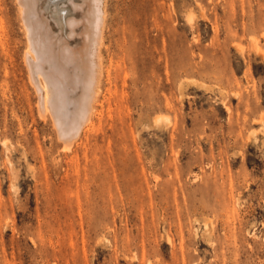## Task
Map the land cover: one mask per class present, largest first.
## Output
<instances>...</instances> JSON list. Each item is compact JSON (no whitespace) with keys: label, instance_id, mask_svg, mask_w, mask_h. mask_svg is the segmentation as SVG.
Listing matches in <instances>:
<instances>
[{"label":"rangeland","instance_id":"rangeland-1","mask_svg":"<svg viewBox=\"0 0 264 264\" xmlns=\"http://www.w3.org/2000/svg\"><path fill=\"white\" fill-rule=\"evenodd\" d=\"M104 8L94 111L64 137L0 0V264H264V0Z\"/></svg>","mask_w":264,"mask_h":264},{"label":"bare ground","instance_id":"bare-ground-1","mask_svg":"<svg viewBox=\"0 0 264 264\" xmlns=\"http://www.w3.org/2000/svg\"><path fill=\"white\" fill-rule=\"evenodd\" d=\"M48 1L17 0L28 40L24 60L41 108L61 136H77L91 120L101 79L105 0Z\"/></svg>","mask_w":264,"mask_h":264}]
</instances>
